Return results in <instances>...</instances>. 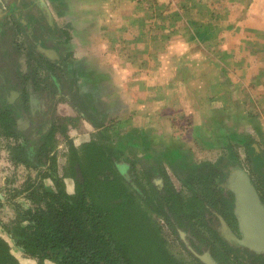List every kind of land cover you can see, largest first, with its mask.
I'll list each match as a JSON object with an SVG mask.
<instances>
[{
  "label": "rangeland",
  "instance_id": "374dc122",
  "mask_svg": "<svg viewBox=\"0 0 264 264\" xmlns=\"http://www.w3.org/2000/svg\"><path fill=\"white\" fill-rule=\"evenodd\" d=\"M206 1L45 0L52 20L39 23L35 32L48 45H55L62 58L59 68L50 73L58 78L64 93L55 104L54 112L58 116L82 118L69 131L75 144L91 137L112 145L137 142L134 155L128 154L131 158L155 149L157 154L162 152L158 159L163 164L164 154L178 145L182 164L187 168L196 167L189 171V176L202 164L217 163L213 167L217 169L226 162H235V168L245 170L253 182L259 185L264 182V164H259V156L264 159V98L260 97L264 96L263 88L251 85L252 91L247 94V91L233 93L229 86L234 85L230 83L234 75L245 77L244 64L250 55L246 39L240 41L245 49L233 51L223 47L239 42V36L210 35L205 42L194 38L195 28L188 22L200 20L204 14L207 19L201 21L210 23L213 21L210 16L225 5L220 3L214 7ZM13 34L9 46L16 72L26 70L27 61L35 64L41 61L37 72L45 77L42 71L49 67L36 55L34 40L19 31ZM188 37L193 39L188 41ZM262 40L252 47L255 55L262 54L257 47ZM141 43L142 50L136 46ZM151 43L153 50L146 48ZM151 60L154 63H147ZM254 71L249 69V75ZM216 79L229 81L221 83V91H216ZM75 90L94 97L86 96L78 102L71 100L69 96ZM89 100L105 114L95 116L88 112ZM59 138L58 159L62 165L68 142ZM251 147L255 148L256 159L251 156ZM5 163V155L0 154V194L4 196L0 233L21 264H35V260L14 244L6 228L13 230L16 223H24L17 208L10 204L11 198L23 208L29 205L23 195L13 197V188L20 187L27 174L33 177L37 174L32 170L25 172L22 167L13 169ZM167 171L173 184L183 189V182L176 174ZM205 177L195 175L191 180L198 184ZM217 181L224 183L221 178ZM227 182L224 184L228 189ZM259 200L262 202L260 195ZM170 241L175 239L171 237ZM172 249L188 260L180 244L175 243ZM234 253L239 255L237 251ZM46 264L54 262L47 260Z\"/></svg>",
  "mask_w": 264,
  "mask_h": 264
},
{
  "label": "trees",
  "instance_id": "16d2710c",
  "mask_svg": "<svg viewBox=\"0 0 264 264\" xmlns=\"http://www.w3.org/2000/svg\"><path fill=\"white\" fill-rule=\"evenodd\" d=\"M182 9L186 11V6L183 5ZM208 24L201 20L188 22L192 27ZM194 38L205 42L210 34L196 32ZM38 56L47 63L55 62L46 53L38 52ZM79 92L75 90L69 96L70 99L78 102L86 96L94 97L93 94ZM90 100L88 112L103 116L105 111H98ZM0 101V122L8 131L11 119L4 112V103L8 105L7 99L0 97ZM83 115L85 117L87 114ZM81 119L80 115L56 118L55 125L49 127L48 138L59 130L67 139L68 124L76 126ZM67 142L65 171L62 176L54 174V187H43L40 183H30L28 179L21 191H24L31 205L22 208L20 204L14 203L24 222L16 223V227L12 226L13 230H7L14 238L15 245L35 260V264H45V260L56 264H186L168 251L161 235V224L154 219V215L163 218L175 234L176 226L194 229L196 225H201L211 231L204 218L205 212L212 211L215 197L224 192L213 178L218 173L222 175L226 170L235 168V162H226L217 169L213 168L217 163L210 165L212 162L197 166L195 175L201 173L202 176H208L201 186H196L189 180V171L196 167L184 166L179 159V147H170V152L167 151L164 157L173 164L183 185L191 189L185 194L177 191L168 181L158 160V154L162 152L157 154L155 149H148L139 158H131L128 154L134 155L137 142L112 145L93 137L82 141L79 146L69 139ZM251 148V156L256 159L255 148ZM259 157V164H264L263 157ZM64 178L70 179V189H67ZM255 187L264 206V182L261 185L255 183ZM230 193L229 198L223 197L221 216L225 219L233 217L231 209L237 208L235 198H232L234 194L232 191ZM225 219L223 229L226 234L228 226ZM220 244L225 257L214 255V258L210 257L213 260L211 264L227 263L233 253L226 243ZM203 260L202 263H206L205 258ZM193 261L190 264H199ZM0 264H21L2 237Z\"/></svg>",
  "mask_w": 264,
  "mask_h": 264
},
{
  "label": "flooded vegetation",
  "instance_id": "af4514ba",
  "mask_svg": "<svg viewBox=\"0 0 264 264\" xmlns=\"http://www.w3.org/2000/svg\"><path fill=\"white\" fill-rule=\"evenodd\" d=\"M50 20H52V18L46 7L45 0H0V97H6L8 105L4 103L5 109L3 106L2 109H4V112L8 113L7 117L11 119V123H8V131L4 128L6 126L0 122V154L5 155V164L9 167L11 166L13 169L22 167L25 172L32 170L37 174L35 177L27 174L22 185L18 188H13V197L19 195H23V197H25L24 191L22 192L21 190L23 186H25V182L28 179H30V183H40L43 187H54L52 177L54 174L57 176H62L64 174L68 154L67 150L63 156L64 163L62 162L63 164L60 165L58 159V150L60 147L58 145V142L60 141L59 137L64 138L66 142L67 139L73 142L69 135V131L77 127L68 124L66 132L67 139L59 130L54 133V136L48 138L50 125H55L56 118L64 117L58 116L54 112L55 104L59 101V99H62L64 93L62 92L61 84L58 78H56L55 75L50 74L56 68H59L62 63V58L60 57L58 48L55 45H48L42 38L36 36L35 32L39 23L44 21L47 23V21L50 22ZM14 31H19L31 41L34 40L37 56L38 52L45 53L41 49H47L54 52L53 55L49 56L50 59L55 60L53 63L50 62L51 64L45 62L43 58L38 56L43 60L46 66L49 67V70L45 71L43 69L42 71L45 77L40 76L42 74L37 72L41 61L37 62V64L32 61H27L26 70H22L19 73L16 72L15 60L10 55L11 48L9 46L10 39L14 35ZM46 78L50 81L48 82ZM55 82H58V86L55 85ZM65 97L68 99L67 95ZM73 144L75 146L80 145H77L74 142ZM159 163H161V160H159ZM161 166L168 181L176 188V190L183 191L185 194H188V189L190 188L184 185L183 189L182 187L178 188L168 177L169 174L167 170H171L176 174V178L179 179L173 164L169 162V160L165 159V163H161ZM235 169L237 168H231L229 171L226 170L225 172L227 174L224 172L226 175L225 177L224 173L222 175L218 173V175L213 178L215 183L219 185L218 188H221L224 192H221L220 195L215 197L213 201L215 202L214 208L212 211L210 213L208 211L205 212L204 218L207 221V225L211 228V231H208L205 226L201 225H196L197 228L194 229L191 228L193 231H191V229L179 228L176 226L175 228L177 233L175 234L173 229L164 221L163 218L154 215V219L161 224V235L166 241L168 251L178 260L185 262L186 264L194 262L193 260L198 261L199 264H211L213 263L211 258H214V255H219L222 258L225 257L220 248V242H224L231 248V252L233 253L230 254V259L228 258L227 263L221 264H264V244L256 247L242 242L244 235L242 231H240L239 219L235 214V208L231 209L233 217L225 219L221 216V212L223 210V197L226 196L229 198L228 195H231L224 183L227 182L232 170ZM197 175L202 174L199 173ZM194 176V173H191L189 176V180L192 184L193 181L191 178L193 179ZM209 176L212 177L210 173ZM205 178L204 180H206ZM220 178H224V183L217 181V179ZM158 180H160L159 177ZM204 180L194 185L201 186ZM250 180L254 185L252 179ZM64 182L67 184L66 186L68 189V184L69 186L71 184L70 179L64 178ZM3 197L4 196L0 194V207L4 203ZM233 197L235 198V196L232 195V198ZM14 203L18 202L11 198L10 204L15 206ZM30 205L31 204L29 203L28 207ZM0 217L2 216L0 215ZM224 219L226 221V225L228 226L226 229L228 230V233L226 234L224 233L225 229H223ZM186 223L189 224V222ZM8 229L9 228H6V231ZM225 235H227V237H225ZM0 237L7 241L1 234ZM171 237L175 239L172 243L170 241ZM231 240H233V242ZM235 240H237V242ZM175 243L180 244L182 252L188 255V260L179 257L173 251L172 248L175 246ZM236 251L239 255L234 253ZM182 252H180L181 255L183 254ZM203 258H205L206 263H202L204 261ZM46 261L47 260H45V264Z\"/></svg>",
  "mask_w": 264,
  "mask_h": 264
},
{
  "label": "crops",
  "instance_id": "0c3cea01",
  "mask_svg": "<svg viewBox=\"0 0 264 264\" xmlns=\"http://www.w3.org/2000/svg\"><path fill=\"white\" fill-rule=\"evenodd\" d=\"M206 2H209L211 6H213L212 4H214V7L219 6L220 3L225 5L224 6L222 5L221 10L216 11L215 13H213V15L210 16V18L213 20L212 22H210V24H208L207 26L200 25L198 26V28L194 27L197 33H205V34L207 33L215 36L231 34L232 36H235V38L236 36H239L238 38L239 42L226 44V46L223 47L225 50L238 51L241 48L245 49L243 44L241 46L242 42L240 43V41L242 39L247 40V45H248L247 48L248 51H250L249 53L250 55H249V60H246L247 62L246 64H244L245 65L244 68H247L244 71L245 77L240 78L238 77L239 74H236L234 75V78L230 79V83H234V85L232 84L229 85L234 90L233 93H237V92L241 93L247 91L246 93L248 94L250 91H252L251 85H257L259 86V88L261 87L263 88V92L261 93L264 94V0H208ZM210 9L214 10L213 7H211ZM200 18L207 19L204 14H201ZM189 31L192 32L193 29H189ZM261 38L263 39L262 43L259 44V46L257 47H259L258 52L261 51L262 54L257 53V55H255L252 47L254 48L258 44V41ZM187 39L188 41H191V39L193 38L188 37ZM251 42H254V44L251 45ZM190 45L192 44H188V46ZM136 46H139L140 50L143 49V43H141V45L136 44ZM151 46L152 43L147 44L146 48L148 49L151 48L153 50ZM223 48L221 47L220 49L222 50ZM250 59H252L253 61H251ZM248 62H251V64L249 65ZM147 63H154V62L153 60H151V62L147 61ZM147 63H145V65ZM242 65L243 64H240L239 66ZM249 69L250 72L252 70H255L253 72V75L251 73L249 75ZM220 81L217 79L215 80L216 91L218 90L221 91L220 90V87L222 88L221 83L226 84V82L229 80H227L226 82L224 80L222 82ZM238 84H240V86L242 87L237 88ZM243 87L246 88L244 89ZM241 88H243L244 90H241ZM237 96L239 97L238 94ZM260 97L264 98V96H260ZM143 105H145L144 102L141 103V107H143Z\"/></svg>",
  "mask_w": 264,
  "mask_h": 264
},
{
  "label": "water",
  "instance_id": "95a60500",
  "mask_svg": "<svg viewBox=\"0 0 264 264\" xmlns=\"http://www.w3.org/2000/svg\"><path fill=\"white\" fill-rule=\"evenodd\" d=\"M41 50L49 56L54 54L51 50ZM228 189L235 196L237 205L235 214L244 235L242 242L250 246H261L264 244V209L247 172L238 168L232 170L228 179Z\"/></svg>",
  "mask_w": 264,
  "mask_h": 264
}]
</instances>
